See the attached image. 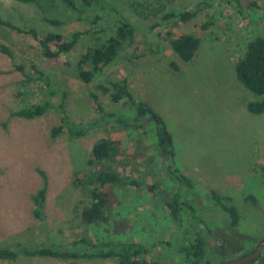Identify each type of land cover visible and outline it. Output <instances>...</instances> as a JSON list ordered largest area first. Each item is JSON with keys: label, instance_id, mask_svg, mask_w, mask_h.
<instances>
[{"label": "rangeland", "instance_id": "obj_1", "mask_svg": "<svg viewBox=\"0 0 264 264\" xmlns=\"http://www.w3.org/2000/svg\"><path fill=\"white\" fill-rule=\"evenodd\" d=\"M71 1L75 9L61 0H0V18L20 28H35L40 34L65 35L88 30L89 21L96 16L100 18V27H107L108 34L115 23L126 21L138 28L135 48L120 52L91 84H84L77 78L74 65L89 45V38L82 39L70 54L46 60L30 36L0 27V45L13 54L10 59L0 51V243L46 241L67 245L82 237L101 239L109 235L118 241L152 247L147 259L156 264H171L178 260L175 248L183 244L182 232L189 224L197 227L196 221L186 215L181 223H174L159 196L127 186L117 189L119 204L114 208V216L129 224L128 231L115 236L108 234L106 227L80 226L77 218L80 197L72 185L73 176L76 171L85 170L92 145L107 133L94 131L76 140L61 134L52 139L50 129L58 124L53 113L34 120L8 119L10 111L41 102L46 93L40 92L39 87L25 85L24 76L13 68L14 63L23 65L25 71H31L30 66L35 65L65 90L69 113L80 121L95 117L89 91L97 84L107 85L127 76L133 96L161 115L172 135L174 164L192 179V192L201 202L196 213L204 222L201 229L207 226L224 231L235 243L232 251L224 249L225 257L211 254L205 262L225 264L240 259L242 253L249 252L264 238V112L255 115L248 111L247 103L258 98L240 84L234 66L246 44L264 35V0H239V4L214 0L210 8H204L191 22L179 26L163 21L164 15L191 9L202 0ZM250 3L257 7H248ZM44 18L61 24L53 26ZM206 23L211 25L203 30ZM167 33L199 38V48L190 62L183 63L173 54ZM172 62L178 70L171 67ZM51 99L56 101L54 97ZM100 101L105 108L116 109L102 95ZM149 129L142 140L136 132L112 129L109 133L114 138H123L126 149L149 148L160 184L175 191L177 185L169 180L157 158ZM137 163L127 168L133 177H141L138 171L145 168L141 161ZM40 171L45 173L48 186L43 222L31 213V196L42 185ZM210 190L231 197L238 209L240 222L233 232L227 215L211 200ZM248 195L255 198L256 205L244 200ZM9 264L116 263L32 258Z\"/></svg>", "mask_w": 264, "mask_h": 264}, {"label": "trees", "instance_id": "obj_2", "mask_svg": "<svg viewBox=\"0 0 264 264\" xmlns=\"http://www.w3.org/2000/svg\"><path fill=\"white\" fill-rule=\"evenodd\" d=\"M29 1L32 2V0ZM61 1L70 9H75L71 0ZM223 1L227 4L240 3L239 0ZM213 2L214 0H202L193 8L183 12L167 13L163 21L174 26L187 24L204 8H210ZM247 6L257 7L255 3ZM44 21L53 26L61 24L55 19L44 18ZM99 22L98 16L93 17L89 21L88 30L76 31L69 35L54 32L40 34L35 28H20L2 18H0V27L30 36L37 42L40 55L46 60L59 59L70 54L82 39L89 38V45L79 55L74 67L77 78L84 84H91L95 77L117 58L120 52L127 48H135L138 35V28L130 22L115 23L111 34L107 33V27H100ZM210 25L206 23L202 29L206 30ZM166 36L173 54L181 62L188 63L194 58L200 45L198 37L192 34L173 36L171 33H167ZM0 51L13 59V54L4 45H0ZM170 65L174 70H178L174 62ZM13 68L24 76L25 85L39 87L40 92L44 94L46 91V93L45 99L41 102L27 104L10 111L8 119L34 120L53 113L58 118V124L50 129L49 134L52 139L61 134H66L70 139L76 140L94 131L107 133V136L100 138L92 145L85 163V170L76 171L73 176L72 185L80 197L81 209L77 213L80 226L84 228L106 227L105 231L115 236L128 231L129 224L124 219L114 216V208L119 204L117 189L127 186L136 190L145 189L159 196L163 209L174 223H181L180 220L184 215L196 221L197 227L192 228L189 224L188 229L182 232L183 244L175 248L178 260L171 264H208L205 262L207 255L225 257L226 247L232 251L235 243L229 239L226 232L212 230L207 226L206 229H201L204 222L196 214L201 202L199 199L196 200L192 192L194 187L192 179L183 174L174 164L175 151L172 135L161 115L147 102L133 96L127 76L109 81L107 85L97 84L93 90L89 91L88 96L95 117L80 121L73 119L69 113L67 92L55 85L35 65L30 66L31 71H25V67L21 64L13 63ZM234 70L240 84L258 98L247 103L248 111L255 115L262 114L264 112V35L257 36L246 44L243 55L235 63ZM100 95L107 98L109 104L116 109L105 108L100 101ZM53 97L56 101H52ZM150 126H153V130ZM147 128H150L151 137L154 139L153 145L157 158L164 165L163 168L169 180L177 185L175 191H168L160 184L157 169L153 166V157L148 154L149 148L141 146L126 149L123 138H114L109 133L112 129L136 132L142 140L148 133ZM140 161L145 168L138 171L141 177H133L127 168L130 169V165L136 166ZM39 173L42 185L31 196L33 202L31 213L36 220L43 222L48 186L45 173L42 171ZM210 198L214 205L227 215L230 220L229 227L233 232L240 222V214L233 205L231 197L210 190ZM244 200L256 205L253 196L248 195ZM178 226L181 227L182 224ZM168 244L166 243V246H170ZM256 246L249 252L242 253L240 258L251 254ZM72 247H78V249L74 250ZM151 248L142 243L118 241L109 235L101 239L82 237L74 239L67 245L46 241L0 243V262L9 264L20 259L40 258L61 261L112 260L116 264H156L146 258L152 251ZM248 264H264V258L260 255Z\"/></svg>", "mask_w": 264, "mask_h": 264}, {"label": "water", "instance_id": "obj_3", "mask_svg": "<svg viewBox=\"0 0 264 264\" xmlns=\"http://www.w3.org/2000/svg\"><path fill=\"white\" fill-rule=\"evenodd\" d=\"M263 250H264V238L257 244L255 250L251 254L244 256L240 259L227 262L225 264H248L256 260L258 257H260V255H262Z\"/></svg>", "mask_w": 264, "mask_h": 264}]
</instances>
